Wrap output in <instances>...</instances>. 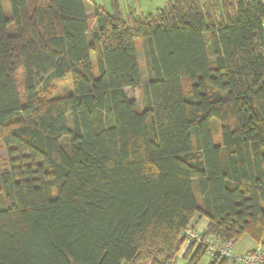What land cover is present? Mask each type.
Instances as JSON below:
<instances>
[{"label":"trees","instance_id":"16d2710c","mask_svg":"<svg viewBox=\"0 0 264 264\" xmlns=\"http://www.w3.org/2000/svg\"><path fill=\"white\" fill-rule=\"evenodd\" d=\"M10 1L0 264H200L205 247L184 232L203 219L221 244L264 247V0H167L142 15L111 0L90 39L83 0ZM67 77L71 95L38 89Z\"/></svg>","mask_w":264,"mask_h":264},{"label":"rangeland","instance_id":"374dc122","mask_svg":"<svg viewBox=\"0 0 264 264\" xmlns=\"http://www.w3.org/2000/svg\"><path fill=\"white\" fill-rule=\"evenodd\" d=\"M219 1V0H216ZM224 1V0H222ZM126 0H122V3L125 4ZM132 2L137 4H142L143 6H146V10L142 11V12H138L137 15H142V14H147L148 12L154 11L156 9V7H162L163 5H165V3L167 2V0H132ZM2 6H3V10L6 16H8L9 18H11V1L10 0H2ZM11 33H14V28L13 26L11 27ZM208 39V50L210 55H212V51H211V45L209 42V36H207ZM142 38H137L135 40L136 42V46L139 49V58H140V63H141V76H142V84L147 83L148 81V70H147V63H146V57H145V52L143 49V44H142ZM92 61H93V65H94V73L96 76H99L98 73V69H97V63H96V59L94 56H92ZM19 82H20V86L22 85V77H21V72H20V76H19ZM48 88V89H46ZM38 89L40 92L42 91H48L50 94H48V96L50 97H57V96H64V95H71L73 93V85L71 82V78L67 77L66 81H56L53 80L51 82V84L49 86H45L42 82L39 84ZM21 90H23V88L21 87ZM126 92L128 94V96L135 100L137 102L138 105V109L139 111H143V99H142V92L140 88L137 89H131V88H126ZM42 94V93H41ZM42 96H46L45 94H42ZM70 126L72 127V124L70 122ZM213 129H214V142L216 144H220L221 143V127L220 124L217 121H214V125H213ZM11 158L9 157L7 151L0 146V171L2 170H6V169H10L11 168ZM16 167V165H15ZM194 193L195 196L197 198V200H200L199 197V192L197 187L194 186ZM3 196L0 193V206H3ZM204 227H202L203 229ZM233 252L234 253H238L236 252L237 250L239 252H246L247 250L252 249L253 247H256V243L249 237V236H244L243 238L239 239L238 241H236L234 243L233 241ZM183 251L180 253V255L182 256ZM238 254H242V253H238ZM245 254V253H244ZM210 259H208L206 256L204 257L203 261L200 264H208ZM230 261V260H229ZM231 262V261H230ZM142 264H150L149 260L142 263ZM177 264H186L185 261L182 260V258L180 257L178 259Z\"/></svg>","mask_w":264,"mask_h":264},{"label":"built area","instance_id":"2783aa9c","mask_svg":"<svg viewBox=\"0 0 264 264\" xmlns=\"http://www.w3.org/2000/svg\"><path fill=\"white\" fill-rule=\"evenodd\" d=\"M185 243H201L205 247V256L208 259L226 258L238 264H264V247H258L245 254H236L232 251L233 241L219 243L214 235H204L201 227H189L184 232Z\"/></svg>","mask_w":264,"mask_h":264},{"label":"crops","instance_id":"0c3cea01","mask_svg":"<svg viewBox=\"0 0 264 264\" xmlns=\"http://www.w3.org/2000/svg\"><path fill=\"white\" fill-rule=\"evenodd\" d=\"M119 3H120L121 10H122V12L124 14H129L130 12H132L134 15H137L138 12H142L143 10L144 11L146 10V6H143L140 3L136 5V3L132 2V0H126L125 4L122 3V0H119ZM83 4H84L85 12H86V14H87V16L89 18L90 30H89V33H88V38L90 39L91 38V34L94 31L97 30L96 12L98 10L99 11H108V12L111 11V0H83ZM157 8H160V7H156V9ZM138 53H139V49H138ZM206 223H207V221L205 219H203L200 222L199 227H201V228L205 227ZM258 247H260V246L256 243V247H253L252 249L247 250L246 252H239L238 250L236 252L244 254V253L252 251V250H254V249L258 248ZM228 264H238V263L229 261Z\"/></svg>","mask_w":264,"mask_h":264}]
</instances>
